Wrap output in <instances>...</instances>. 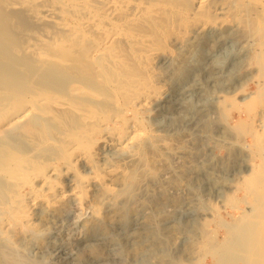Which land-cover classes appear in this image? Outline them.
I'll use <instances>...</instances> for the list:
<instances>
[{
    "label": "rangeland",
    "instance_id": "374dc122",
    "mask_svg": "<svg viewBox=\"0 0 264 264\" xmlns=\"http://www.w3.org/2000/svg\"><path fill=\"white\" fill-rule=\"evenodd\" d=\"M11 1H0V64L16 60L10 69L1 65V75L37 49L56 55L72 48L71 64L79 75L89 69L87 82L99 94L77 99L93 100L110 129L119 116L146 128L127 153L99 139L93 145L98 165L118 166L108 189L97 182L69 195L73 177L61 176L66 194L46 196L25 217L0 200V264H217L210 244L228 241L226 225L264 220V10L255 0H207L202 8L197 0H75L66 12L53 0ZM15 42L27 47L23 53L5 51ZM147 94L151 102L140 105ZM40 121L42 128L55 124ZM12 134L6 140L21 138L13 142L28 152L29 141ZM46 151L41 160L53 153ZM250 165L254 174L246 175ZM75 169L91 175L87 161L78 159Z\"/></svg>",
    "mask_w": 264,
    "mask_h": 264
},
{
    "label": "bare ground",
    "instance_id": "6f19581e",
    "mask_svg": "<svg viewBox=\"0 0 264 264\" xmlns=\"http://www.w3.org/2000/svg\"><path fill=\"white\" fill-rule=\"evenodd\" d=\"M2 1L4 2V0ZM17 1H14V2L16 4H19V1L21 0H17ZM76 1H79V0H76ZM76 1L75 0H53L52 3L54 4L55 9L56 8L64 9V11L66 12V10H72L73 2H75L76 4L77 3ZM81 1H84V0H81ZM86 1H89V0H86ZM119 2L125 5L127 3V1L121 2L120 0H118V3ZM108 3L110 4V2ZM206 3H207V0H197L196 1L198 8L204 7ZM246 3H248V1H246ZM11 4H13L12 1H11ZM111 4L117 5L115 1H112ZM147 6L149 9H151V5L148 4ZM255 6L256 8H258L259 11L264 10V0H255ZM48 11H51V9H48ZM260 15H261L260 17L262 19V23L264 27V13H263V17H262V14ZM1 40L2 39L0 37V43L3 42ZM21 42H17V43L15 42L16 44L13 43L14 46L12 45L11 47L7 46V48H5V51L7 49V51H16V52L22 51L20 53H23V51H25L27 47ZM3 50L4 49H2L1 51ZM63 50L61 49L60 50L61 54L57 55V53H60V51L57 52V49H56L55 51L56 55L54 54L51 55L52 53L49 54L50 51H48V53H45L47 51L46 50L45 52L43 51V53H41L42 50L38 51L37 49L36 51L31 52L33 53V55H30L32 56V58L31 57L29 58L30 60L27 58V61L26 60L23 62L18 61V63L16 62V64L14 62V65L11 63L12 64L11 72L5 71L6 73L5 75L0 74V84H1L0 87L3 84L4 86L6 85L7 87L8 83H9L8 86L10 87V85L13 83V82L12 83L10 82L13 80H15L13 83V86L15 87L16 83L18 85L17 87H15L17 89L12 88V85H11L9 90L11 88L12 89L10 91L7 90L8 88L6 89L4 88V86H2L7 92L5 93L3 89H2V93L0 92L1 94H3L2 96L0 95V178H1L0 179L1 181L0 190L1 192L4 193L3 196L1 194L0 200L2 201V205L5 208L8 207V205H11V207H13L12 213L14 215H20L22 217L23 216L25 217L28 215L29 213L28 210H30V208L34 207L39 202L47 200L48 196H53V197L60 196L61 197L62 195L66 194L65 191L62 190V187L58 185L56 181L61 176L71 175L73 177V183H71L72 185L69 188L68 193H67L69 195H74V196L81 195L86 190H88L90 186H94L95 183L97 186V182H98V186L108 189L107 186L111 187V185H108L106 181L109 180V178L113 177V173L116 171V169H118V166L117 164H115V162L107 163V164L102 163L103 166L98 165L97 162L95 161L96 153H95V150L93 149V145L99 139L104 142H107L108 145H116L122 148V150H124V148L126 149V147H128L130 144H133L135 141L140 140L141 137H143V135L145 136L144 129L146 127L145 126H144L145 128L141 127V125L139 124L140 122L139 119H138L139 122L130 121L128 118L124 116H119V118L115 121V124L112 129L107 127L108 118H107L106 113L103 114L104 113L103 112L101 114L100 109L96 106L95 103L93 104V100L89 99L91 95L92 97L94 95H95L94 97H97L99 95V94L93 95V93L91 92L93 91V89L90 87L91 84L87 82V78L89 77L88 72H90L89 69L83 71L82 73L83 75H79L78 72L79 71L82 72L80 70L81 67L75 68L74 64H71V61H74L76 59L74 55V51L72 50V48H66L64 51ZM102 50L103 48H101V51ZM91 56L92 55H90V57ZM12 59L8 58L7 62L0 64V66L5 65L7 67L9 65L8 61ZM14 59L16 60V58ZM36 62L37 64L39 63V66L36 64L39 69L37 68V70H34L33 72H31L30 68L34 67V63ZM98 63H99V60H98ZM47 64H48L47 68L41 72L40 71L41 66L47 65ZM119 66H121V64ZM124 66H125V63H124ZM59 67L63 68L64 71L61 70L60 72L61 75L54 77L53 76L55 75L54 72L58 70ZM7 68H9V66ZM1 70L2 69L0 68V71ZM27 70H29L30 73L24 74L25 71L27 73ZM102 72L103 71H101L100 73L103 75ZM134 76H136V74ZM92 78H93L92 80H94V78H98V76L95 75ZM104 78L106 80L105 76ZM129 78H130V75H129ZM16 79H20V80L17 82ZM66 79H68L69 82H66L67 81ZM61 81L64 83H61ZM94 82L95 80L91 83H94ZM56 85L58 87H56ZM106 85L108 87V84ZM114 88H115V85H114ZM130 88L131 86H129V89ZM16 90H17V93L15 95L14 94L9 95L11 96V98L7 96L8 92H11V91L16 92ZM64 91H67V93H64ZM123 91L125 90H122V92ZM81 93L86 94V95L90 94V95L89 97L83 100L82 99L78 100L77 98L80 97ZM151 99H152V95L147 94L144 97H142L139 104L146 105L149 102H151ZM34 115H37V117H35ZM31 116H33L36 119L38 118L39 121L44 120L43 121L44 123L48 121L49 124L50 123L54 124V122L55 124L53 125V128L51 129H49L50 126L49 128L47 127L48 129L42 128L43 125L45 124H43L42 121H40L39 123L38 120L36 122V119H35V123H34V119L32 122ZM47 118L49 120L51 119V122L47 120ZM41 124H43L42 127H41ZM16 129H21L18 132L20 134V131H22L21 132L22 134L20 135L23 136L22 137L23 142L26 143V141H29L30 150L28 148L27 149V151L29 150L28 152H24L22 154L19 153L20 148L18 149V146L21 147L20 145H22L23 143L21 142V144L18 145L19 142L17 143L13 142V139L14 141L18 139V137L15 136L16 137L15 139L12 136L14 135V132H15V135L16 133H18L16 132ZM12 131H13V134H12ZM10 133L12 134L10 136L13 138L11 139L8 138V140L10 139L12 142L6 140ZM18 140H21V138ZM43 144H48L49 147L44 150H41V145ZM262 146H264V144ZM54 148L58 149V151L56 150L57 152L55 151L56 153H54V151H51V149H54ZM46 150H48V152L50 151L53 153H48L50 155L48 157L46 156V158L41 160L42 159L41 156L43 155V153L45 154L46 152L47 154ZM72 155H74L75 157L72 158ZM78 159L87 161V163L90 165V169H91L90 176L83 175L82 173H79L75 169V162ZM120 166H121V163H120ZM258 167L256 169L260 170V168ZM253 168L254 166L250 165V167H248L246 171V175L249 174L250 172L253 173ZM22 187H27L29 189L26 195L20 193V190ZM10 192L12 194L9 197ZM12 204L14 206H12ZM230 224L232 225L230 226L226 225V227L228 226V228L231 230L230 231L228 229L230 233L228 234L227 242H224L219 245L215 241H213L212 244L209 243L210 246H212L214 249L213 257L215 256V259H214L215 262L217 264H239L238 261H241V264H264V259H262V257H264V231L255 230L257 226L264 224V220H258V219L256 220L241 219L240 220L239 219V220H233V222H231ZM250 225H251V228H250ZM243 228H247V229L242 234V230H244ZM254 238L255 239L259 238L262 241L259 244H257L256 241L255 242L251 241ZM259 239H257V241ZM211 240H214V239L210 238V241ZM251 257H255L253 261H250ZM192 264H198V263H192Z\"/></svg>",
    "mask_w": 264,
    "mask_h": 264
}]
</instances>
